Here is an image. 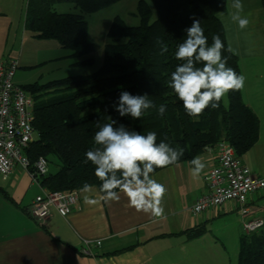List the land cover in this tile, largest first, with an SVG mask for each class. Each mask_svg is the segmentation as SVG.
<instances>
[{"label": "trees", "instance_id": "1", "mask_svg": "<svg viewBox=\"0 0 264 264\" xmlns=\"http://www.w3.org/2000/svg\"><path fill=\"white\" fill-rule=\"evenodd\" d=\"M120 1L28 0L25 27L36 38L58 41L73 56H88L95 45L89 39L86 15ZM59 3H72L80 13L58 12L55 5ZM226 8L227 0H138L136 15L140 24L128 25L120 16L114 18L108 32L111 41L105 45L104 62L96 73L24 85L35 100L37 132L27 154L33 162L41 156L49 164L56 159L59 166L56 172L40 177L41 185L50 191L79 190L85 182L99 187L95 166L83 161L86 151L94 146L97 121L107 123L110 117L117 126L124 124L144 135L154 131L158 143L165 140L174 148H183L179 162H190L222 140L230 143L238 156L250 151L259 140L260 120L243 100L242 89L230 91L227 103L222 99L219 108H208L199 117H189L168 87L171 72L182 63L174 53L193 19L200 21L209 44L214 35H219L225 45L227 66L241 74L239 58L227 51L225 28L218 18ZM154 10L156 18L152 20ZM157 37L168 45L164 54H160ZM93 63V58H87L77 64ZM121 91L147 94L155 105H167V110L160 116L156 109H149L139 120L120 117L113 104ZM202 232L203 228H198L189 234L197 236ZM238 264H264V225L240 237Z\"/></svg>", "mask_w": 264, "mask_h": 264}, {"label": "crops", "instance_id": "2", "mask_svg": "<svg viewBox=\"0 0 264 264\" xmlns=\"http://www.w3.org/2000/svg\"><path fill=\"white\" fill-rule=\"evenodd\" d=\"M6 2L0 0V58L19 60L15 81L22 86L56 80H43L42 73L34 78L31 73L55 61L61 45L26 30L28 0H22V10L17 12L5 10ZM231 2L227 0L222 12L226 19ZM242 3L249 26L242 31L235 24L223 25L246 77L243 100L260 120L259 140L242 158L253 175L264 176V0ZM218 153L215 145L199 155L206 165L199 175L193 174L187 161L152 175L167 190L162 200L164 217L136 211L123 194L119 201L88 205L79 191V201L66 216L52 208L39 222L30 209L41 187L22 167L8 176L0 173V264H238L244 223L264 218V191L249 197L246 214L234 201L195 214L192 206L207 190L205 175L217 164ZM94 187L99 199L102 194ZM198 228H203L202 234H189ZM96 240L101 245L90 247L94 256L83 254L86 243Z\"/></svg>", "mask_w": 264, "mask_h": 264}, {"label": "clouds", "instance_id": "3", "mask_svg": "<svg viewBox=\"0 0 264 264\" xmlns=\"http://www.w3.org/2000/svg\"><path fill=\"white\" fill-rule=\"evenodd\" d=\"M230 9L227 19L223 13L219 14L221 23L225 27L235 24L242 31L246 29L250 20L244 15L242 0H232ZM185 32L184 41L177 45L174 53L182 63L171 72L168 87L189 117H199L208 108H219L230 91L241 90L246 77L227 66L228 57L223 55V41L219 35H214L209 44L199 20L193 19ZM156 43L160 47V54L168 51V45L161 37L156 38ZM227 51L235 54L231 47ZM113 108L120 117L130 116L139 120L149 109H156L158 115L163 116L167 105H155L147 94L133 95L121 91ZM97 129L93 137L94 146L86 151L83 162H91L95 166L94 175L101 181L98 191L102 195L99 199L95 198L97 189L85 182L79 189L84 202L96 205L100 200L119 201L123 194L129 206L136 211L164 217L162 200L167 190L152 174L156 169L177 164L184 155V149L174 148L165 140L158 143L154 131L144 135L124 124L117 126V121L111 117L107 123L97 121ZM189 163L193 166L194 175H199L206 166L199 156Z\"/></svg>", "mask_w": 264, "mask_h": 264}, {"label": "built area", "instance_id": "4", "mask_svg": "<svg viewBox=\"0 0 264 264\" xmlns=\"http://www.w3.org/2000/svg\"><path fill=\"white\" fill-rule=\"evenodd\" d=\"M19 60L14 57L0 58V173L10 175L19 166L25 169L42 192L33 201L30 213L44 222L51 209L66 216L79 201V190L50 191L40 183V177L50 171L49 161L41 156L34 162L27 150L36 138L34 104L32 94L15 81ZM218 162L205 175L206 192L193 204L195 214L206 209L221 207L234 201L242 214H246L249 197L264 191V176H255L252 169L234 147L226 140L217 143ZM264 225V219L244 223L246 233H252ZM100 240L86 243L85 255L94 256L91 246L99 247Z\"/></svg>", "mask_w": 264, "mask_h": 264}, {"label": "rangeland", "instance_id": "5", "mask_svg": "<svg viewBox=\"0 0 264 264\" xmlns=\"http://www.w3.org/2000/svg\"><path fill=\"white\" fill-rule=\"evenodd\" d=\"M25 4V3H24ZM138 0H122L112 4L96 13L86 15L89 22V39L95 45V50L88 56H73L72 52L66 48H58L55 61H52L43 68H36L31 75L36 78L40 73L44 74L43 80L62 79L70 76H86L96 73L103 65L105 57V45L111 40L108 37L109 29L115 17L120 16L128 25L140 24V18L137 13ZM5 10L9 12L15 8V11L22 10V0H7L3 5ZM55 9L61 13H80L79 9L72 3H59L55 5ZM16 11V12H17ZM156 18V12L152 20ZM59 45L58 42H55ZM62 49V50H61ZM87 58H93V64H77ZM49 76V77H48ZM48 77V78H47ZM47 78V79H46ZM26 82V81H25ZM50 82V81H48ZM47 83V82H45ZM43 84V83H42ZM224 103H227V95L223 98ZM58 161L53 159L50 164V171L56 172L58 170Z\"/></svg>", "mask_w": 264, "mask_h": 264}]
</instances>
